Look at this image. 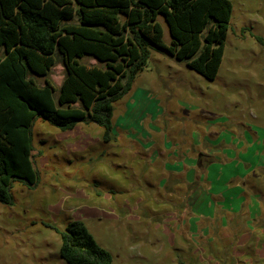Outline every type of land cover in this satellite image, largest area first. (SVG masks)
<instances>
[{
	"label": "rangeland",
	"instance_id": "obj_1",
	"mask_svg": "<svg viewBox=\"0 0 264 264\" xmlns=\"http://www.w3.org/2000/svg\"><path fill=\"white\" fill-rule=\"evenodd\" d=\"M229 1L213 81L153 48L114 104L112 142L95 124L34 122L38 179L0 203V264H67L60 233L73 221L113 264H264V0ZM48 78L56 101L64 68Z\"/></svg>",
	"mask_w": 264,
	"mask_h": 264
},
{
	"label": "trees",
	"instance_id": "obj_2",
	"mask_svg": "<svg viewBox=\"0 0 264 264\" xmlns=\"http://www.w3.org/2000/svg\"><path fill=\"white\" fill-rule=\"evenodd\" d=\"M231 17L229 0H0V203L13 204L15 182L36 185L37 119L63 132L95 124L112 142L114 104L131 91L152 49L213 81ZM57 65L64 78L54 101L48 77ZM36 78L45 79L43 88ZM60 235L67 264H113L83 222H71Z\"/></svg>",
	"mask_w": 264,
	"mask_h": 264
},
{
	"label": "crops",
	"instance_id": "obj_3",
	"mask_svg": "<svg viewBox=\"0 0 264 264\" xmlns=\"http://www.w3.org/2000/svg\"><path fill=\"white\" fill-rule=\"evenodd\" d=\"M195 163H197V162H194V163H193V164H194V165H193L194 167H195Z\"/></svg>",
	"mask_w": 264,
	"mask_h": 264
}]
</instances>
